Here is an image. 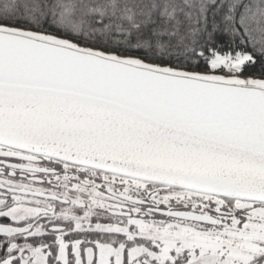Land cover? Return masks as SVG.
<instances>
[{"label": "snow or ice", "instance_id": "1", "mask_svg": "<svg viewBox=\"0 0 264 264\" xmlns=\"http://www.w3.org/2000/svg\"><path fill=\"white\" fill-rule=\"evenodd\" d=\"M0 264H264V0H0Z\"/></svg>", "mask_w": 264, "mask_h": 264}]
</instances>
